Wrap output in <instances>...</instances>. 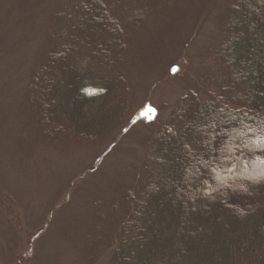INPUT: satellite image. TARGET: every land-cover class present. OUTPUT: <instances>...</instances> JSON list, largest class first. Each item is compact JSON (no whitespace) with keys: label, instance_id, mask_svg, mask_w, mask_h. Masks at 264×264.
Returning a JSON list of instances; mask_svg holds the SVG:
<instances>
[{"label":"trees","instance_id":"trees-1","mask_svg":"<svg viewBox=\"0 0 264 264\" xmlns=\"http://www.w3.org/2000/svg\"><path fill=\"white\" fill-rule=\"evenodd\" d=\"M37 1L7 0L16 7L0 16L1 156L4 149L11 148L16 158L11 162L20 176L31 179L26 185L43 188L52 175L58 180L50 164L66 160L62 151L68 144L74 147L71 157L84 165L110 136L116 139L96 161H102L128 132L140 137L143 145H137L141 154L135 155L136 160L120 171L121 181L125 176L128 182L121 196H115L113 190L107 206L94 202L88 208L93 213L102 205L104 211L92 218L90 213L87 220L93 224L83 232L86 241L82 247L79 227L70 236L73 249L66 264H264V179L258 178L264 173V0L225 3L219 36L212 40L217 44L209 49L211 53L207 50L214 65L216 89H208L202 98L191 88L173 105L168 123L150 116L151 102L146 96L155 75L148 84L144 82L159 52L169 57L171 50L165 41L179 34L175 25L182 21L191 28L195 23L196 30L200 20L204 21L195 12L184 18L190 9L195 10V0H168L167 7L158 6L153 11V23H146L143 35L135 36L141 47L124 60L113 47L115 43L124 45L116 36L119 25L105 17L107 26H96L103 13L101 2L80 0L67 11L60 10L58 21L72 25L56 37L59 50L64 48V52L54 54L51 64L57 63L59 73L43 66L46 48L53 42L46 27H36L32 35V27H27L24 36L15 38L16 53H27L28 64L23 61L15 66L6 59L14 50L8 40L16 37L19 27L29 24L24 13ZM231 16H236L238 23L234 24ZM101 29L112 42L110 48L103 40L94 42ZM144 46L146 53L142 52ZM34 60H39L42 68L34 67ZM138 69L139 78L131 76L130 71ZM122 70L127 75L124 81L120 79ZM48 75L59 83L51 86L53 89L48 87L51 95L47 103L60 113L53 116L63 123L59 129L68 142L54 151L47 148L59 135L58 126L56 132L46 127L50 122L41 116V97L37 107L32 104V95L38 92L36 83ZM203 76L199 75L196 82ZM144 108L150 110L136 114ZM34 111L40 115L37 134L29 127L32 116L36 117ZM146 117H153L150 124L132 130ZM215 117L221 121L220 133L225 136L209 139L207 148L215 154L212 159L204 154L201 136ZM190 128L194 129L193 137L188 135ZM51 152L52 158L47 155ZM190 156L196 157L195 162H188ZM86 171L74 181H83ZM18 189L24 188L18 183Z\"/></svg>","mask_w":264,"mask_h":264},{"label":"rangeland","instance_id":"rangeland-1","mask_svg":"<svg viewBox=\"0 0 264 264\" xmlns=\"http://www.w3.org/2000/svg\"><path fill=\"white\" fill-rule=\"evenodd\" d=\"M53 1L54 0H46L43 3V0H38L31 4L27 12L25 11L24 14L27 15L29 24L24 27H19V29L16 30V32H19L18 34L16 33V37L13 39L10 38L7 42L9 45L14 44V46H10V49H14L12 54L6 58L9 63L19 66L24 61L28 64L30 58L26 56L27 53L25 56L22 54L17 55V39L15 38L24 36L25 33L28 32V30L26 31L27 27H32V30L30 29V35L37 29L36 27H46L53 42L50 48H46V51L51 52L45 54L43 66L44 68L52 67L51 69L54 72L56 71L59 73V66H57V63L51 64V57H53L54 54L60 55L64 52V48L59 50L61 44L57 43L56 37L61 36L60 31L68 28L72 23L67 24L58 21V16H56V14L60 10L67 11L69 7L78 5L81 1L55 0V3L50 6V3ZM98 1L101 2L103 13H98L100 20L96 22V26H107L103 21L105 17L111 18L119 25L120 31L117 32L116 36L124 45L119 47V45L115 43L113 47L116 48V53H120L123 60L125 57L130 59L131 57L129 55L141 47L137 44L135 36L139 37L143 35L148 27L145 26L146 23H153V11L157 10L158 6L161 8L169 5L168 0ZM233 1L234 0H195V10L191 11L192 9H190L188 13L186 12V14H184V18H188V15L192 12H195L196 17H201V19L204 17V21L200 20L199 22V24L202 22L199 28L193 30L195 28V23L193 27L186 28L187 22L183 23L182 21L175 25L176 28L179 29V34L176 35V37L172 34L173 39L165 41L166 43L168 42V48L170 47L171 50L169 57H167L163 51H160L155 64L152 65L147 72L146 81L144 82L148 84L151 77L155 75L156 80L149 85L146 96L147 102H151L148 107L152 112L150 116L154 117L156 115L154 119L158 121L164 119V121L168 123L169 113L173 105L183 94L192 90L191 88L197 89L202 98L207 96L206 91L208 89H216L214 84L216 75L213 71L214 65L211 58H209L207 50L211 53L209 49L217 44H212L214 42H212V40L219 36L220 31L218 29L220 18H222L224 14L226 4L229 6V4H234L236 0ZM46 2H48V5L45 4ZM82 3H84L83 0ZM15 7V4L10 6L7 0H0V11L4 12L0 14V16H4ZM236 9L241 13L239 7ZM179 12H181V10H179ZM180 17L182 16L180 15L178 18L180 19ZM231 18L234 19V24L238 23L239 19L236 16H231ZM102 32L103 30L101 29L99 38H95L94 42H101L103 40L105 47L110 48L112 42L109 41V37L106 36L107 34ZM172 41L174 44H172ZM22 48V46H19V49ZM108 48L106 49L107 53H110ZM142 49V52L146 53L147 46H144V48L142 47ZM3 50L6 52V49ZM0 57H2V55H0ZM65 59L66 56H63V60ZM33 62L34 67H38L37 69L42 68V64L40 65L41 62L39 63V60H34ZM174 63H177L180 69L176 74L170 75L168 70ZM62 70L63 69L60 70L61 73ZM130 73L131 76L139 78V69L138 71L131 70ZM202 73L204 76L200 78L197 83L198 76ZM121 75L120 79L123 81L126 80L127 75L125 70H122ZM129 77L130 75H128V78ZM58 83L55 76L48 75L45 78H40L39 82L36 83V90H38V92H36L35 96L32 95V104L34 107H37V102L41 97V102L43 104V109L40 107L41 116L44 117L46 122H50L46 127L50 128L52 132H56L57 128H63V123L55 118L56 113L59 115L60 113L49 108V103H47L51 95L48 92V87L53 89L52 87H55ZM121 83L122 81H120V84ZM11 84H13L12 80ZM145 108L137 111L136 114L139 115L142 112L147 113V111L150 110H146ZM34 112L36 113V117L32 116L29 127L32 129L31 133L37 134L39 133L40 115L37 111ZM53 113L55 116H53ZM152 118L146 117L141 122L135 124L137 128L134 127L132 130H138L140 126L145 127L146 124L151 123L150 121ZM56 126L58 127L56 128ZM221 127V121L215 117L212 118L208 127L203 128L201 143L204 147V154L209 155L212 159L215 158V154L211 152V149L209 150V148H207L209 139L219 136L224 138V133H220ZM150 129L152 130V128ZM193 132V128L188 129V135L193 137L195 135ZM58 134L59 135L56 136L54 140H50L47 149H52L53 151L55 149L60 150L61 145L59 144H68L63 136H61L64 135V132L59 129ZM2 135L4 137L6 134ZM174 138L175 135L173 136V139ZM114 139H116L115 135L104 139L100 144L99 152H96L94 158L91 159L87 165L82 164L78 158L71 157L74 155V147H71L69 144L66 145V148L62 151L64 152L63 157L66 158V160L62 161L61 159L59 163H56L55 160V162L52 161L50 164L53 168L52 170L55 169V171H57L56 177L58 180L53 175L51 180L50 178L47 179L43 177L44 180H50L43 188L40 185L36 187L34 184L26 185L31 179H23L20 176L18 169H16V164L11 162L16 160V158L12 156L13 152L11 153V148L4 149L3 157L1 156L3 153L0 152V158L6 159L5 162H3V159H1L0 162V264H66L67 260L72 256L71 250L73 249V245L70 243L69 239L70 236L74 235L78 227L79 247H82V244L86 241V239L82 237L83 232L93 224L90 222V219L87 220L90 213L92 218L96 212L104 211L102 205H100L99 209H96V212L93 210V213L89 211L88 208L94 202L96 206L101 203L107 206L105 203H107V200H112L113 190L115 196H121L127 186H124V183L128 182L125 176H123V180L121 181L122 172L120 171L124 167H128L130 164L129 162L136 160L135 155L139 156V154H141V148L140 151L137 149V145L139 147L142 145L140 143L141 138L136 135H131L128 132L119 141L118 145H112L109 153L103 157L102 161H96L104 150H108V146ZM175 140L177 139L175 138ZM6 150L10 153H5ZM47 155L51 156V158L53 156L52 152ZM194 159H196V157L190 156L188 162H192ZM64 166L67 169H65ZM86 170H88V172ZM83 171L84 173L86 171V177H83L84 180L80 182L76 179L74 181V177L80 175ZM59 172L61 173L59 174ZM18 183L20 189L24 188L21 189V191L18 189ZM70 187L72 188L69 189ZM92 196L93 198L91 199ZM75 249L77 250L78 248L75 247ZM102 264H104V262H102Z\"/></svg>","mask_w":264,"mask_h":264},{"label":"water","instance_id":"water-1","mask_svg":"<svg viewBox=\"0 0 264 264\" xmlns=\"http://www.w3.org/2000/svg\"><path fill=\"white\" fill-rule=\"evenodd\" d=\"M178 69V66L177 65H172L171 68H170V72L171 73H175Z\"/></svg>","mask_w":264,"mask_h":264},{"label":"snow or ice","instance_id":"snow-or-ice-1","mask_svg":"<svg viewBox=\"0 0 264 264\" xmlns=\"http://www.w3.org/2000/svg\"><path fill=\"white\" fill-rule=\"evenodd\" d=\"M150 111H151V110H150ZM258 178H260V179H264V173H261V174L259 175Z\"/></svg>","mask_w":264,"mask_h":264}]
</instances>
